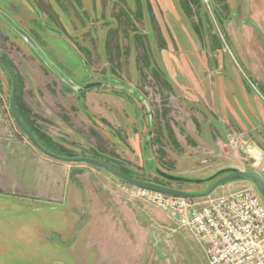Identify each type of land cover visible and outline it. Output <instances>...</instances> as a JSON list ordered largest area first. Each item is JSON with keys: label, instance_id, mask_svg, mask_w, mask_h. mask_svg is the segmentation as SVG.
I'll return each mask as SVG.
<instances>
[{"label": "rangeland", "instance_id": "1", "mask_svg": "<svg viewBox=\"0 0 264 264\" xmlns=\"http://www.w3.org/2000/svg\"><path fill=\"white\" fill-rule=\"evenodd\" d=\"M0 11L78 85H112L72 92L0 18V58L16 76L24 121L51 150L188 193L207 185L169 182L154 170L210 178L231 167L264 181V0H0ZM9 81L0 68L8 104ZM70 167L73 181H111L132 207L128 235L144 248L137 264H207L205 245L171 213L132 197L136 187L87 164ZM242 189L256 188L235 182L212 197ZM16 196L0 194V264H99L96 250L85 262L53 233L69 218L37 215ZM118 249L124 264L139 250Z\"/></svg>", "mask_w": 264, "mask_h": 264}, {"label": "crops", "instance_id": "2", "mask_svg": "<svg viewBox=\"0 0 264 264\" xmlns=\"http://www.w3.org/2000/svg\"><path fill=\"white\" fill-rule=\"evenodd\" d=\"M8 107L0 99V194L18 195L17 200L32 203L37 215L69 218L71 222L66 229L60 227L53 233L63 238L67 251H73L77 258L86 262L94 249L97 263L124 264L118 249L123 244L139 249L129 260V264H137L144 248L128 235L134 226V211L123 198L112 194L111 181L71 180L72 167L50 159L27 141L17 131ZM16 108L26 119L23 116L26 105L17 100ZM124 222L130 227H120Z\"/></svg>", "mask_w": 264, "mask_h": 264}, {"label": "built area", "instance_id": "3", "mask_svg": "<svg viewBox=\"0 0 264 264\" xmlns=\"http://www.w3.org/2000/svg\"><path fill=\"white\" fill-rule=\"evenodd\" d=\"M167 211L205 245L207 264H264V200L242 189L204 201L135 188L130 194Z\"/></svg>", "mask_w": 264, "mask_h": 264}, {"label": "water", "instance_id": "4", "mask_svg": "<svg viewBox=\"0 0 264 264\" xmlns=\"http://www.w3.org/2000/svg\"><path fill=\"white\" fill-rule=\"evenodd\" d=\"M0 18L10 27V29L14 31V33H16V35H18L23 40V42L34 52V54H36V56L39 58L40 62L44 65V67H46L47 70H49V72H51V74L55 76L57 80H59L69 89H71L72 92L79 93L80 90L90 91L93 89L104 88L107 86L112 87V85L105 84L98 80H93L92 82L87 83L83 86L78 85L74 80L70 79V77H68L59 67H57L53 61H51V59L48 57L44 49L38 44L37 41H35V39L30 35V33L26 31L22 26H20L11 16H8L7 13L0 11ZM0 68L5 71V73L10 79L9 82H11V93L9 94L10 99H9L8 108H10V113L14 119L13 121H15V123L23 132V134H25L28 140L33 144V146L36 147L42 154L46 155L50 159H54L56 161L68 165L77 164V163L87 164L95 168H98L99 170L105 171L112 178H115L121 181L122 183L128 184L130 186L155 193L164 194L166 196L193 199V200L207 199L211 197L215 193V191H217L219 188H222L226 185L235 182H249L255 186L256 188L255 190H257V192L264 200V181L260 177H257V175L255 174L253 175V173L243 170L240 171L239 169L236 168L230 167V168L220 169L210 178H190V177L171 175L163 172L158 168L154 170L155 173L159 177H161V179L163 178L169 182L187 184V185H197L201 187L202 185H207L206 189L202 192L188 193L187 191H180L136 179L134 177L122 173L121 171L117 170L115 167L111 166L110 164L95 158L68 157L57 154L49 150L47 147L43 146V144H41V141L38 139V137L33 133L30 127L26 124L25 121H23V118L20 116L18 108H16L17 106L16 93L18 92V83L16 81L17 79L13 72V69L2 58H0ZM113 87L118 90L125 89L120 85H116ZM80 99H81L80 96H78L79 102ZM142 103L143 106L147 109L148 113H151V110L147 105V103L145 102Z\"/></svg>", "mask_w": 264, "mask_h": 264}, {"label": "trees", "instance_id": "5", "mask_svg": "<svg viewBox=\"0 0 264 264\" xmlns=\"http://www.w3.org/2000/svg\"><path fill=\"white\" fill-rule=\"evenodd\" d=\"M10 84H11V82H10ZM21 116V115H20ZM22 117V116H21ZM23 121H24V119H23ZM26 122V121H25ZM26 124H27V122H26ZM28 126H29V124H27ZM30 127V126H29ZM20 129V128H19ZM30 129L33 131V129L30 127ZM21 130V129H20ZM33 133H34V131H33ZM35 134V133H34ZM25 135V134H24ZM36 135V134H35ZM37 136V135H36ZM39 139V138H38ZM40 140V139H39ZM41 141V140H40ZM41 144H43L42 142H41ZM43 146H45V144H43ZM45 147H47V146H45ZM48 148V147H47ZM49 150H51L50 148H48ZM51 151H53V150H51ZM53 152H55V151H53ZM55 153H57V154H60V153H58V152H55ZM60 155H63V154H60ZM63 156H65V155H63ZM69 157H72V156H69ZM123 173V172H122Z\"/></svg>", "mask_w": 264, "mask_h": 264}]
</instances>
